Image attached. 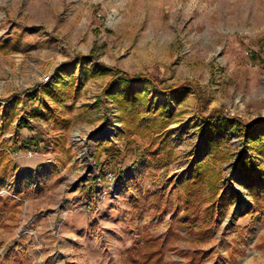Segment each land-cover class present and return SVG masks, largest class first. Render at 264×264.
Listing matches in <instances>:
<instances>
[{"label": "rangeland", "instance_id": "374dc122", "mask_svg": "<svg viewBox=\"0 0 264 264\" xmlns=\"http://www.w3.org/2000/svg\"><path fill=\"white\" fill-rule=\"evenodd\" d=\"M106 65L163 78L131 83L155 104L168 100L172 159H145L144 138L122 130L103 93L119 79L96 70ZM171 83L167 96L161 88ZM212 107L222 111L204 120ZM222 112L245 122L246 133ZM21 115L31 128L16 127ZM107 141L119 153L101 150L95 163ZM213 148L227 154L213 163L224 197L195 240L180 184ZM1 151L10 168L0 178V264H126L143 230L164 238L163 264H193L195 252L196 264H264V207L252 202L264 191V0H0ZM29 210L41 219L26 220ZM78 219L80 230L61 221Z\"/></svg>", "mask_w": 264, "mask_h": 264}, {"label": "trees", "instance_id": "16d2710c", "mask_svg": "<svg viewBox=\"0 0 264 264\" xmlns=\"http://www.w3.org/2000/svg\"><path fill=\"white\" fill-rule=\"evenodd\" d=\"M99 72L112 71L111 77L113 79H119L118 87L113 91H110L107 87L109 82L103 88V93L111 98L115 103L116 110L118 111L117 119L121 121L122 130L126 134L137 133L144 138L142 145V152L147 160H153L156 163L168 161L173 157V147L170 141L165 135V128L168 124L173 122L174 112H170L169 102L166 99L162 103L155 104L156 97L154 95L151 98L148 97L149 91L147 89L135 88L131 83V78H141L146 84L158 86L164 80L156 75L148 72L128 73L112 65H106L105 68H96ZM58 80V77H56ZM195 89L197 86L194 82H191ZM178 83H171L167 87L161 88L168 96L169 90L172 87L177 86ZM50 95L54 99L59 97L52 92V90L46 88ZM222 111L220 108L212 107L206 113H201L204 120H213L218 116L216 111ZM200 113V112H199ZM147 115V119L141 124L143 115ZM224 118L237 124V129L243 134L246 133V123L238 118L228 115L222 112ZM67 118L63 120L66 121ZM21 126L30 127V122L23 115L17 117L16 127ZM31 128V127H30ZM248 134V133H247ZM244 136L243 143L246 145L249 141L248 135ZM33 136H28L25 141L31 142ZM97 151L95 153L96 159L99 157V152L104 150L109 154H117L118 150L114 149L112 141H107V144H97ZM227 157L226 152L219 148H213L209 153L208 159H198L193 162L192 170L187 178H185L181 184L180 203L181 210L185 217L186 224L189 226V232L194 234V239H203L209 227L207 223L212 219L215 203L224 197L222 190L219 188L221 180V170L218 167H214L213 163L225 160ZM3 158V151L0 152V159ZM238 166H241L242 170L246 171L248 163V157L243 155L238 158ZM234 159L229 162L233 164ZM8 162L4 161L0 164V178L6 176ZM236 165V167H238ZM247 177L253 178L249 167L247 169ZM159 200V195H155V201ZM252 202L258 208L264 207V191L259 195L252 194ZM16 202H12L11 209H15ZM7 207L4 200H0V214ZM200 213V216H198ZM11 215V214H10ZM194 224L195 228H191L190 225ZM167 231L175 234V232L168 228ZM164 249V238L162 236H152V234L143 230L135 242L131 243L126 248V258L128 263L126 264H163L162 252ZM199 254L197 252L191 256L193 264H196L199 260ZM2 264H10L6 259Z\"/></svg>", "mask_w": 264, "mask_h": 264}, {"label": "crops", "instance_id": "0c3cea01", "mask_svg": "<svg viewBox=\"0 0 264 264\" xmlns=\"http://www.w3.org/2000/svg\"><path fill=\"white\" fill-rule=\"evenodd\" d=\"M42 154L43 153L37 154L35 156V159L36 160L39 159V161L40 160H45L47 162L51 160L50 156L49 157L46 156V157L42 158L43 157ZM43 166H44L43 168H44V171H45V169L47 168L46 167L47 165L44 163ZM39 189H46V186L45 185L38 186V190ZM29 203H30V207H31L32 206V200L30 202H27V200L25 199L24 206H26ZM30 210L28 212H30L31 215L28 213L29 215H27V216H29V217L26 220H40L41 219V214L39 215V213H31ZM55 211H56V209L54 207H52L47 212H45V214H43V215H45L46 219L50 222V221H52V219H53V217L55 215ZM61 221L62 222L69 221L68 222L69 226L72 225V228H76V230H80V228H82V226H83V220H79V219L78 220H61Z\"/></svg>", "mask_w": 264, "mask_h": 264}, {"label": "built area", "instance_id": "2783aa9c", "mask_svg": "<svg viewBox=\"0 0 264 264\" xmlns=\"http://www.w3.org/2000/svg\"><path fill=\"white\" fill-rule=\"evenodd\" d=\"M46 77V76H45ZM112 175V173H110V176Z\"/></svg>", "mask_w": 264, "mask_h": 264}]
</instances>
